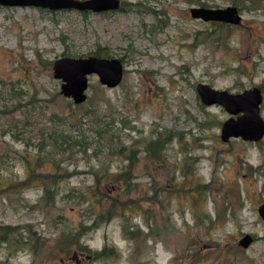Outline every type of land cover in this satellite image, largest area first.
<instances>
[{"label":"rangeland","instance_id":"1","mask_svg":"<svg viewBox=\"0 0 264 264\" xmlns=\"http://www.w3.org/2000/svg\"><path fill=\"white\" fill-rule=\"evenodd\" d=\"M122 1L117 11L85 13L0 6V225L20 234L0 245V264H264V136L222 141L229 114L196 92L198 83L234 93L264 86V0ZM201 4L236 6L242 21L191 17ZM98 52L121 59L122 80L109 88L88 76L76 105L60 94L52 64ZM95 106L104 140L90 113L73 117L76 127L64 121ZM53 133L74 143L52 153L45 139L49 159L29 172L25 159ZM157 135L166 139L162 155L147 157ZM131 150L126 191L105 178L126 168ZM63 169L54 186L43 176ZM101 201L119 211L92 229ZM74 232L88 250L63 243ZM244 234L253 238L247 248Z\"/></svg>","mask_w":264,"mask_h":264},{"label":"water","instance_id":"2","mask_svg":"<svg viewBox=\"0 0 264 264\" xmlns=\"http://www.w3.org/2000/svg\"><path fill=\"white\" fill-rule=\"evenodd\" d=\"M0 6L33 7L49 11L76 10L79 12L117 11L122 8L121 0H0ZM193 18L203 21H220L238 25L242 21L236 6L224 8L192 7L189 9ZM54 78L61 81L60 94L70 98L74 104H82L86 100L88 76L95 74L99 82L109 88L116 87L123 77V65L119 58L97 56L63 57L52 64ZM196 92L201 102L206 105L221 106L229 117L220 127V138H241L244 141L257 142L264 136V119L260 113L263 92L260 87L253 86L241 92H229L216 89L206 83H198ZM259 216L264 220V205L258 208ZM252 236L244 234L239 240L242 248L252 243Z\"/></svg>","mask_w":264,"mask_h":264},{"label":"trees","instance_id":"3","mask_svg":"<svg viewBox=\"0 0 264 264\" xmlns=\"http://www.w3.org/2000/svg\"><path fill=\"white\" fill-rule=\"evenodd\" d=\"M236 4V3H235ZM202 7H205L204 4H201ZM39 10L43 11L46 9H42V8H38ZM123 9V7L121 8ZM51 12H55V11H51ZM85 13V12H82ZM94 56L100 57L101 54L96 53ZM107 58H112L110 56H107ZM121 60V59H120ZM262 92L264 91V86L261 85L260 86ZM108 103V101L106 102ZM77 105V104H76ZM79 107V106H76ZM96 107V106H95ZM100 106H97L95 110L93 111H85L84 113H78L79 117L77 116V114H70L69 117L70 119L66 120V118H68L67 116H65L64 121H66L67 123H70L73 125V127H76L78 125V122H74L73 117H75V120H83V117L88 115L89 113L92 114V116L96 119V124H97V128H96V133L99 136H102V140H104L103 136L105 137V135L108 133V125L107 123H105V121H103V119L101 118V112L99 110ZM45 139H48L50 141V144L48 145L52 149L58 150L60 152V150L63 152V150L65 149V146H69L71 143H74V139L71 136H63L62 133H53V134H49L47 137H43L40 140L39 145L37 146V154H32L29 155L31 156L30 161L25 159V163L29 169V172H31V170H33L30 165L33 162L34 165L36 166V162L38 161V163L42 162L43 160H48L49 157L48 155H46L47 152H50V150L47 149L46 151V141ZM260 141V140H259ZM45 144H44V143ZM165 143H166V139L165 137L161 136V135H157L155 138L149 139L147 146L145 147V152H146V156L147 157H161L162 155V151L165 147ZM64 145V147H63ZM127 147L126 146H119V153H123L124 150H126ZM71 150V149H70ZM43 152V153H42ZM53 153V151H52ZM136 153L131 150L130 154L128 156L129 158V162L128 165L126 166V168L124 170H122L121 172L114 174L113 176H111L110 174H107L106 176V181L108 182H114V183H118V184H122L124 185V187L126 188V191H129L130 188L133 189L134 185L131 183V172H132V166H134V163L136 161ZM56 164V163H55ZM37 167V166H36ZM59 168V164L56 165V167L54 168L55 170ZM63 172H52V174L48 175L45 174L43 176H45L44 178H49L52 182V185L54 186L56 183L60 182L64 177H66L65 175L67 174L66 169L62 170ZM96 184H100L101 183V177L98 178L97 174H96ZM46 180V179H45ZM27 181V178L24 179L22 182V184H25ZM19 182V183H21ZM18 183V185H19ZM46 183V182H44ZM41 184L40 187H42V191H43V197L45 198L48 197L49 199L54 198L53 194L54 192L52 191V188H50L51 186H46L47 184ZM206 187V186H203ZM100 203L105 204V205H101L104 207H101V210L97 213V215L94 217V222L92 223L91 227L92 229H95L98 227V225H100L102 222H107L108 220L111 219V215L113 213H116L118 210V208H116L117 206L111 201H101ZM105 209V210H103ZM101 212V213H100ZM32 233V232H31ZM130 234H132L131 232H129ZM78 234L76 232L71 233L70 235H66L64 237V241L63 243L65 245H77V247L81 250H88L87 247L83 246L82 244H80V240L79 237L77 236ZM16 236H20V234L17 232L16 227L12 226V225H0V245L3 243H7V244H13L14 239H16ZM25 238V237H24ZM107 247H105V251L103 253L106 252ZM108 252L112 253V249H108ZM102 254L103 253L97 252V254Z\"/></svg>","mask_w":264,"mask_h":264},{"label":"flooded vegetation","instance_id":"4","mask_svg":"<svg viewBox=\"0 0 264 264\" xmlns=\"http://www.w3.org/2000/svg\"><path fill=\"white\" fill-rule=\"evenodd\" d=\"M122 1V0H121ZM122 7H123V1H122ZM241 239V238H240ZM253 239V238H252ZM239 242V241H238Z\"/></svg>","mask_w":264,"mask_h":264}]
</instances>
